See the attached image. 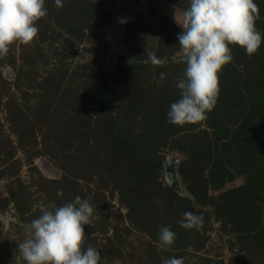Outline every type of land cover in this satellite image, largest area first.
<instances>
[{
	"label": "rangeland",
	"instance_id": "obj_1",
	"mask_svg": "<svg viewBox=\"0 0 264 264\" xmlns=\"http://www.w3.org/2000/svg\"><path fill=\"white\" fill-rule=\"evenodd\" d=\"M141 1L146 13L123 21L116 52L97 30L115 0H45L38 37L0 58V264H26L18 245L38 204L76 196L95 208L85 247L101 264H264V0H254L259 50L230 45L215 108L184 126L167 112L180 98L190 0ZM148 51L168 63L153 66ZM167 156L181 158L186 195L163 176ZM186 211L203 217L199 229L181 226ZM165 226L171 246L158 239Z\"/></svg>",
	"mask_w": 264,
	"mask_h": 264
},
{
	"label": "clouds",
	"instance_id": "obj_2",
	"mask_svg": "<svg viewBox=\"0 0 264 264\" xmlns=\"http://www.w3.org/2000/svg\"><path fill=\"white\" fill-rule=\"evenodd\" d=\"M57 8L63 0H54ZM45 0H0V58L7 56L12 45H30L38 37L37 21L46 17ZM259 7L254 0H190L183 12L182 33L178 41L186 65L176 82L180 98L172 102L167 121L177 126L197 124L207 119L220 94L219 74L233 61L231 46H240L248 56L254 55L262 43L256 28ZM153 66L168 61L148 51ZM175 61L176 58L173 57ZM165 74H160L163 80ZM40 215L29 225L30 236L18 245L26 264H101L95 247H85V225H92L94 206L76 196L62 206L37 205ZM185 229L203 225V217L193 212L182 213ZM0 215V219H2ZM177 235L165 226L158 239L162 246L174 244ZM162 264H186L184 257L162 258ZM190 264H196L195 257Z\"/></svg>",
	"mask_w": 264,
	"mask_h": 264
},
{
	"label": "water",
	"instance_id": "obj_3",
	"mask_svg": "<svg viewBox=\"0 0 264 264\" xmlns=\"http://www.w3.org/2000/svg\"><path fill=\"white\" fill-rule=\"evenodd\" d=\"M111 17L108 23L98 28V31L105 32L111 47L116 52L122 46V25L123 21L130 19L133 15L134 9L138 8L146 13V9L141 0H115L114 5L110 6ZM181 160L178 156H167L162 162V173L174 191L181 195H186L187 191L181 184L176 171V164ZM0 215L2 212L0 210ZM3 217V215H2Z\"/></svg>",
	"mask_w": 264,
	"mask_h": 264
}]
</instances>
